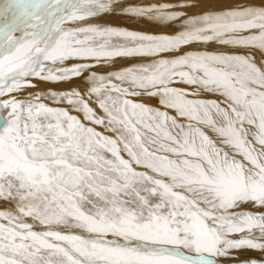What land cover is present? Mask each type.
<instances>
[{
    "label": "snow or ice",
    "instance_id": "obj_1",
    "mask_svg": "<svg viewBox=\"0 0 264 264\" xmlns=\"http://www.w3.org/2000/svg\"><path fill=\"white\" fill-rule=\"evenodd\" d=\"M0 264H264V0H0Z\"/></svg>",
    "mask_w": 264,
    "mask_h": 264
},
{
    "label": "rangeland",
    "instance_id": "obj_2",
    "mask_svg": "<svg viewBox=\"0 0 264 264\" xmlns=\"http://www.w3.org/2000/svg\"><path fill=\"white\" fill-rule=\"evenodd\" d=\"M129 3L131 4H138L141 2V0H128ZM146 2H151V0H146ZM244 2V0H212V4L214 7H220L225 3H240ZM247 2H251L254 4H259L261 3V0H247ZM189 11H197V9H189ZM101 22H107V23H112V24H123L125 23L122 19H116V18H102ZM127 27L129 28H142V25L136 24V23H127ZM149 31H156L157 29L153 28L152 26H147V29ZM123 63H128V61H124ZM118 66V65H117ZM73 83H81L80 81H73ZM57 87H67V85H57ZM152 103H155V101H152ZM255 254V253H253Z\"/></svg>",
    "mask_w": 264,
    "mask_h": 264
},
{
    "label": "bare ground",
    "instance_id": "obj_3",
    "mask_svg": "<svg viewBox=\"0 0 264 264\" xmlns=\"http://www.w3.org/2000/svg\"><path fill=\"white\" fill-rule=\"evenodd\" d=\"M140 1V0H139Z\"/></svg>",
    "mask_w": 264,
    "mask_h": 264
}]
</instances>
